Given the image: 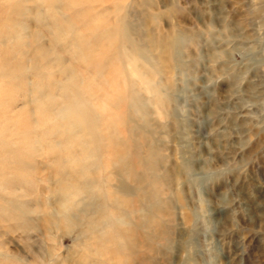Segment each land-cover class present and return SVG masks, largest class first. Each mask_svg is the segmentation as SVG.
Masks as SVG:
<instances>
[{
  "label": "rangeland",
  "instance_id": "1",
  "mask_svg": "<svg viewBox=\"0 0 264 264\" xmlns=\"http://www.w3.org/2000/svg\"><path fill=\"white\" fill-rule=\"evenodd\" d=\"M0 264H264V0H0Z\"/></svg>",
  "mask_w": 264,
  "mask_h": 264
},
{
  "label": "bare ground",
  "instance_id": "2",
  "mask_svg": "<svg viewBox=\"0 0 264 264\" xmlns=\"http://www.w3.org/2000/svg\"><path fill=\"white\" fill-rule=\"evenodd\" d=\"M262 2V1H261ZM12 31V30H11ZM13 38V37H12ZM11 38V39H12ZM9 39V38H8ZM5 40H6V38H5ZM12 41V40H11ZM13 42V41H12ZM14 44V43H13ZM19 46V45H18ZM7 52V51H6ZM13 54H15V53H13ZM14 64H16V62L14 63ZM12 78H14V77H12ZM15 79V78H14ZM119 197H117V196H111L110 194H109V196H108V201L110 202V204H111V211H113V212H115V211H118V209H119V206H121V204H122V202H121V200L120 199H118ZM121 210L119 209V212H120ZM112 212V213H113ZM111 213V214H112ZM122 213V212H121ZM123 214V213H122ZM108 220H109V223L108 224H110L111 226H113L114 228H116V229H118L119 228V225H120V223H119V220L118 219H115L114 217H112L111 215H109L108 216ZM118 231V232H117ZM116 232H117V234L118 235H122L123 233H122V231H119V230H117ZM126 233V231H124V234ZM128 233V232H127ZM126 233V234H127ZM123 234V235H124ZM127 237V236H126Z\"/></svg>",
  "mask_w": 264,
  "mask_h": 264
}]
</instances>
